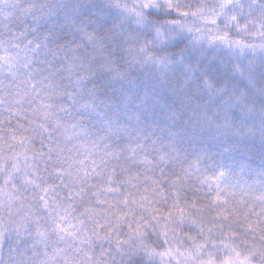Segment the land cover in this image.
<instances>
[{
  "label": "snow or ice",
  "instance_id": "snow-or-ice-1",
  "mask_svg": "<svg viewBox=\"0 0 264 264\" xmlns=\"http://www.w3.org/2000/svg\"><path fill=\"white\" fill-rule=\"evenodd\" d=\"M0 264H264V0H0Z\"/></svg>",
  "mask_w": 264,
  "mask_h": 264
}]
</instances>
